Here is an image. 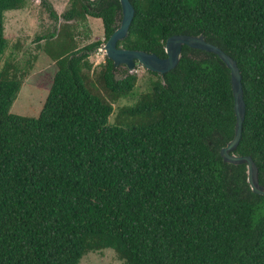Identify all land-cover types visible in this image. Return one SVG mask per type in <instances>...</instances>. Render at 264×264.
<instances>
[{
	"label": "trees",
	"instance_id": "16d2710c",
	"mask_svg": "<svg viewBox=\"0 0 264 264\" xmlns=\"http://www.w3.org/2000/svg\"><path fill=\"white\" fill-rule=\"evenodd\" d=\"M29 2L0 0V58L4 13ZM130 2L119 47L163 58L169 37L203 35L237 62L245 116L235 153L252 157L264 186V0ZM47 10L64 23L50 35L59 48L48 54L55 70L36 118L10 112L27 73L12 58L0 69V264H79L104 249L122 264H264V196L252 192L245 165L219 153L235 127L225 64L183 46L177 66L149 71V92L111 125L113 104L137 77L117 79L106 56L92 70L101 42L79 48L74 23L100 20L106 42L119 0Z\"/></svg>",
	"mask_w": 264,
	"mask_h": 264
},
{
	"label": "rangeland",
	"instance_id": "374dc122",
	"mask_svg": "<svg viewBox=\"0 0 264 264\" xmlns=\"http://www.w3.org/2000/svg\"><path fill=\"white\" fill-rule=\"evenodd\" d=\"M31 0L21 10H11L4 13V35L8 45L0 58V69L6 61L13 59L14 64L21 72H26L21 88L13 101L10 112L21 117L36 118L47 98L49 78L55 70L54 62L48 57L59 48V42L50 35L56 36L60 26L64 23L52 19L47 7L57 15L62 14L68 7L69 0ZM77 34L76 43L83 48L94 42H101L99 48L92 52L89 61L92 70H97L104 63L105 53L101 50L104 45L102 23L98 19L87 18L84 22L74 23ZM40 38V39H39ZM42 38V39H41ZM48 47L47 51L45 48ZM135 74L137 82L130 94L120 98L113 104V113L109 124L113 125L119 109L124 106H133L140 95L149 92L152 82L156 79L140 64L130 73L126 67L116 68V78L121 79L126 74ZM48 76V77H47ZM112 249L89 252L82 257L79 264H122Z\"/></svg>",
	"mask_w": 264,
	"mask_h": 264
},
{
	"label": "water",
	"instance_id": "95a60500",
	"mask_svg": "<svg viewBox=\"0 0 264 264\" xmlns=\"http://www.w3.org/2000/svg\"><path fill=\"white\" fill-rule=\"evenodd\" d=\"M94 1V0H89ZM101 2L102 0H98ZM121 7V19L119 26L113 31L108 40L101 47L105 56L113 62L114 68L124 66L132 73L135 66L140 64L147 71L163 76L174 69L182 54V47L209 52L225 64L230 71L231 89L234 100L235 127L233 138L220 149V156L224 163L230 165H245L247 182L253 193L264 196V186L260 185L258 179V168L251 156H243L235 153L242 134V125L245 116V103L243 100L242 76L237 62L227 55L218 46L207 42L203 35H173L169 37L164 46L165 57L160 58L154 53L142 50H131L119 47L118 43L124 40L129 32L134 16V7L130 0H119Z\"/></svg>",
	"mask_w": 264,
	"mask_h": 264
}]
</instances>
